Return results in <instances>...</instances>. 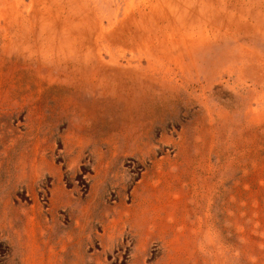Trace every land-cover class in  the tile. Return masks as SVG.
I'll return each instance as SVG.
<instances>
[{
	"label": "rangeland",
	"instance_id": "rangeland-1",
	"mask_svg": "<svg viewBox=\"0 0 264 264\" xmlns=\"http://www.w3.org/2000/svg\"><path fill=\"white\" fill-rule=\"evenodd\" d=\"M0 264H264V0H0Z\"/></svg>",
	"mask_w": 264,
	"mask_h": 264
}]
</instances>
